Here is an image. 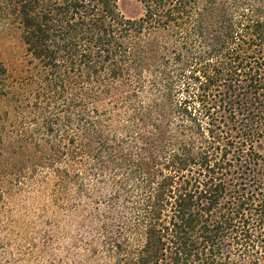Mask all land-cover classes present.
<instances>
[{"label":"trees","instance_id":"16d2710c","mask_svg":"<svg viewBox=\"0 0 264 264\" xmlns=\"http://www.w3.org/2000/svg\"><path fill=\"white\" fill-rule=\"evenodd\" d=\"M118 1L0 0L45 77L21 101L0 62V203L87 158L115 189L106 264H264V0Z\"/></svg>","mask_w":264,"mask_h":264},{"label":"rangeland","instance_id":"374dc122","mask_svg":"<svg viewBox=\"0 0 264 264\" xmlns=\"http://www.w3.org/2000/svg\"><path fill=\"white\" fill-rule=\"evenodd\" d=\"M118 8L128 18L144 13L139 0H119ZM0 62L8 68L10 85L20 92L21 101L41 91L44 69L27 51L13 19L0 21ZM138 81L134 75L112 81L101 104L131 91ZM79 168V179L67 181L66 186L56 184L53 175L46 180L41 175L7 193L0 203V264L108 263L104 223L109 221L105 213L115 189L108 182L110 174L97 169L93 161L81 160ZM113 223L117 225L115 219Z\"/></svg>","mask_w":264,"mask_h":264}]
</instances>
